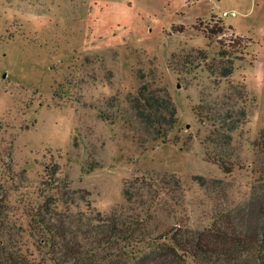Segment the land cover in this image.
Returning <instances> with one entry per match:
<instances>
[{
    "label": "rangeland",
    "instance_id": "rangeland-1",
    "mask_svg": "<svg viewBox=\"0 0 264 264\" xmlns=\"http://www.w3.org/2000/svg\"><path fill=\"white\" fill-rule=\"evenodd\" d=\"M213 26L221 33H209ZM229 61L232 73L220 76ZM142 82L167 91L176 108L164 140L133 118L126 100ZM236 83L246 103L229 90ZM233 106L246 117L230 131L238 164L224 173L206 160L215 145L205 137L226 130L214 114ZM262 130L264 0H0V202L7 242L33 260L51 264L31 220L42 195L63 209L59 192H43L46 169L57 166L80 209L83 196L109 214L135 181L140 197L152 198L150 228L202 230L264 181ZM198 177L222 183L205 188Z\"/></svg>",
    "mask_w": 264,
    "mask_h": 264
},
{
    "label": "trees",
    "instance_id": "trees-1",
    "mask_svg": "<svg viewBox=\"0 0 264 264\" xmlns=\"http://www.w3.org/2000/svg\"><path fill=\"white\" fill-rule=\"evenodd\" d=\"M208 31L218 34L222 27L213 26ZM239 41L240 37L236 36L233 43L238 44ZM195 52L206 61L205 50L196 49ZM218 56L227 57V54L221 51ZM183 62L192 64L188 57ZM232 70V62L229 61V64L223 63L218 73L226 77ZM229 90L234 98L246 103V90L242 84H233ZM126 100L133 118L154 138L164 140L167 131L176 124V108L163 89L151 88L149 83L142 82L136 93ZM204 109L202 103L195 108L199 117ZM208 110L212 108L208 107ZM216 116H220V128L226 130L213 129L205 137L206 142L215 145L212 154L205 153L206 160L218 165L224 173H230L238 164L230 131L245 119L246 111L233 106L224 113L216 110L214 118ZM222 146L226 148L216 151ZM257 146L264 148V130L259 134ZM57 171V166L45 170L50 181L42 182L43 192L47 189L59 192L63 209H58L53 195L43 194L31 219L35 223L37 243L46 247L51 264H264V181L253 188L246 202L218 210L209 227L202 230L182 227L159 230V225L149 227L152 215L148 206L152 198L140 197L139 185L134 184L138 182H133L136 191L124 190V205L103 214L83 196L79 199L84 201L85 208L80 209L73 197L77 192L68 189L67 181L57 179ZM198 180L205 188L208 182L222 183L205 181L202 177ZM171 182L180 189L179 181ZM151 187L148 185V193L153 191ZM10 235L0 202V264H47L45 259L33 260L19 246L8 243Z\"/></svg>",
    "mask_w": 264,
    "mask_h": 264
},
{
    "label": "built area",
    "instance_id": "built-area-1",
    "mask_svg": "<svg viewBox=\"0 0 264 264\" xmlns=\"http://www.w3.org/2000/svg\"><path fill=\"white\" fill-rule=\"evenodd\" d=\"M227 14H228L227 12H223L222 16H226ZM231 15H234V12H232Z\"/></svg>",
    "mask_w": 264,
    "mask_h": 264
}]
</instances>
